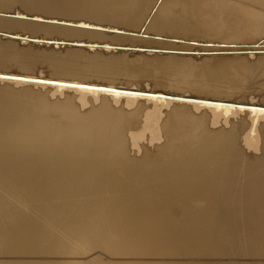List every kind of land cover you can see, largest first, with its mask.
<instances>
[{
  "label": "bare ground",
  "instance_id": "6f19581e",
  "mask_svg": "<svg viewBox=\"0 0 264 264\" xmlns=\"http://www.w3.org/2000/svg\"><path fill=\"white\" fill-rule=\"evenodd\" d=\"M0 74L155 94L0 78V264H264V0H0Z\"/></svg>",
  "mask_w": 264,
  "mask_h": 264
},
{
  "label": "water",
  "instance_id": "95a60500",
  "mask_svg": "<svg viewBox=\"0 0 264 264\" xmlns=\"http://www.w3.org/2000/svg\"><path fill=\"white\" fill-rule=\"evenodd\" d=\"M14 38H18V36H12ZM36 41V40H33ZM40 41V40H39ZM73 44H79L82 45V43L79 42H73ZM135 50L138 51H143L146 50V48L143 47H136L133 48ZM153 50L155 52H169V50H165V49H150ZM173 52H179V53H184L183 51H173ZM0 78L3 79H9V80H20V81H26V82H31V83H41V84H61V85H65V86H69V87H82V88H91V89H97V90H103V91H114V92H124V93H131V94H139V95H155L151 92H145V91H141V90H137V91H131L130 89H124L121 90L119 88H115V87H107L105 85H90V84H86V83H73V82H62V81H58V80H48V79H44V78H38V77H25V76H21V75H11V74H0ZM164 96V95H161ZM168 98H174V99H181V97H177V96H166ZM197 102H207L204 99H194ZM229 105H233V106H238V107H243V108H253V105H246V104H233V103H228Z\"/></svg>",
  "mask_w": 264,
  "mask_h": 264
},
{
  "label": "rangeland",
  "instance_id": "374dc122",
  "mask_svg": "<svg viewBox=\"0 0 264 264\" xmlns=\"http://www.w3.org/2000/svg\"><path fill=\"white\" fill-rule=\"evenodd\" d=\"M8 13H9V12H8ZM25 35H26V34H25ZM49 45H50V44H49ZM45 65H46V62L43 63L41 66H39L37 69H38V70L40 69V71L43 72L44 74H45V73L48 74V75L51 74V73H50L51 70H49V68L47 67V65H46V66H45ZM36 67H37V65H36ZM18 68H19V67L11 66L8 70H10V71H17V72H19V73L24 74L23 72H20L21 70L23 71L24 69H22V68H19V69H18ZM17 69L20 70V71H18ZM37 69H36L35 71H37ZM47 70H48V71H47ZM24 71H25V70H24ZM25 74H27V73H25ZM93 77H94V76H92V78H91V77H89V78L86 77L87 79H86L85 81H84V80H81V81H84V82H87V81H88V82L95 81V82L104 83V84H109V85H113V84L116 82V84H114V85H120V86H121V84H122V86H128V84L130 83V84H129V87H133V86L135 87V86H136L135 88H141L142 85H144V84L149 85V88H150V85L152 84L151 81H150V80H147L146 78H144V80H142V78H141V79H140V78H139V79L136 78L137 81H135V78H130V80H132V82L127 78V80H129V82H128V81H125L126 83L128 82V83L125 85V82L122 81L123 79H121V84L118 83V82H120V81H115L114 83L112 82V84H111V83H108L107 80H100V79H99V80H100V81H99V80L97 79V77H94V78H96V79H93ZM88 79H89V80H88ZM91 80H92V81H91ZM124 80H126V79H124ZM176 80H178V79L176 78ZM101 81H102V82H101ZM149 81H150V82H149ZM106 82H107V83H106ZM135 82H136V83H135ZM123 83H124V84H123ZM131 83H132V84H131ZM134 83H135V84H134ZM138 83H139V85H138ZM133 84H134V85H133ZM136 84H137V85H136ZM140 84H141V85H140ZM1 85H2V86H5V85H3L2 83H1ZM7 85H9V86H7ZM130 85H131V86H130ZM10 86H12L13 88H15L14 90H16V87H17V88H18V87H21V86H16V85H14V84H12V85H10V84H6L5 87H8V88H9ZM138 86H140V87H138ZM12 87L9 88V89H12ZM23 87H25V89L29 90V92H30V90L32 91V89H34V88H35L37 91L39 90L38 92H40V89H39V88L37 89L35 86H34V87H30V88H32V89L26 88V87H28V86H22L20 89H24ZM35 89L33 90L34 93H36V92H35ZM18 90H19V89H18ZM42 90H43V91H42ZM159 90H161V91H167V92L170 91L169 89H167V90H166V89H158L157 91H159ZM41 92H42L44 95H46L45 93H46L47 91L45 92L44 89H41ZM41 92H40V93H41ZM66 92H67V93H66ZM170 92H171V93L174 92V94H175V93H176V94H177V93L181 94L180 92H177V91L175 92V91H173V90L170 91ZM190 92H192L194 95L199 94V91H198V90H195V91H194V90H193V91L190 90ZM194 92H195V93H194ZM31 93H32V92H31ZM34 93H33V94H34ZM40 93H38V95H39ZM64 93H66L67 95L72 94V93H73V94H76V93H77L76 95H78V97H81V96L79 95V93L76 92V91H75V92H73V91H64ZM33 94H32V95H33ZM184 94H189V93H184ZM193 94H192V95H193ZM35 95H36V96H35ZM189 95H190V94H189ZM194 95H193V96H194ZM199 95H203V93L200 92ZM235 95H236V96H235ZM235 95L232 96V97H236V98L239 97V94L236 93ZM47 96H48L47 99L50 98V99H52L53 101H54V99H56V97H54V98L52 97V98H51V96H50L48 93H47ZM47 96H46V97H47ZM83 96H85V93L83 94ZM93 96H94V97H97V98L100 97V95H97V94H96V95H93ZM32 97H33V98H34V97H37V94H34V96H32ZM62 97H63V96H62ZM62 97H61V98L59 97V98L62 99ZM59 98H58V99H59ZM81 98H82V97H81ZM50 99H49V100H50ZM120 100H121L123 103H126V99H123V98L121 99V98H120ZM50 101H51V100H50ZM228 101H229V100H228ZM231 101H233V99H232ZM126 104H127V103H126Z\"/></svg>",
  "mask_w": 264,
  "mask_h": 264
}]
</instances>
